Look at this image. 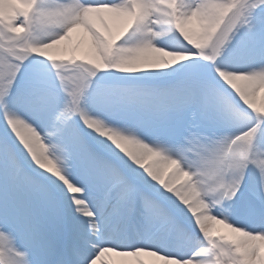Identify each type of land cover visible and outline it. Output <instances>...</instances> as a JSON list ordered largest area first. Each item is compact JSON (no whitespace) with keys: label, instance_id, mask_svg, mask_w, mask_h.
<instances>
[{"label":"snow or ice","instance_id":"6c2138e0","mask_svg":"<svg viewBox=\"0 0 264 264\" xmlns=\"http://www.w3.org/2000/svg\"><path fill=\"white\" fill-rule=\"evenodd\" d=\"M261 90L264 0H0V264H264Z\"/></svg>","mask_w":264,"mask_h":264},{"label":"bare ground","instance_id":"6f19581e","mask_svg":"<svg viewBox=\"0 0 264 264\" xmlns=\"http://www.w3.org/2000/svg\"><path fill=\"white\" fill-rule=\"evenodd\" d=\"M173 42H174V37L172 34H169L168 36L161 38V43L172 44ZM261 102H264V90H261L257 96L258 105ZM236 127L237 124L233 125L231 128L224 129L222 132L218 134L226 135L229 132L235 131ZM254 180H255L254 174L250 173L248 177V183L251 184L254 182ZM227 218L229 219L230 222L241 227L247 226L249 228H253L257 225L262 227L264 224V218L261 217L259 212L248 207H242L241 210L228 215ZM216 228L217 230L230 231L229 229L225 228L223 225H216ZM165 250H167V248H165ZM142 256L144 259L148 260L150 264H162V262L157 257L149 256L147 254H142ZM125 259L126 258L118 256L116 253H109L106 255V257L101 262V264H113V262H115V264H121V262Z\"/></svg>","mask_w":264,"mask_h":264},{"label":"clouds","instance_id":"9594fccd","mask_svg":"<svg viewBox=\"0 0 264 264\" xmlns=\"http://www.w3.org/2000/svg\"><path fill=\"white\" fill-rule=\"evenodd\" d=\"M208 219L209 220H216V221H219L221 220V216H216V215H212L211 212L209 211V214H208ZM223 223H224V226L226 228H233V224L229 221V219H224L223 220Z\"/></svg>","mask_w":264,"mask_h":264},{"label":"rangeland","instance_id":"374dc122","mask_svg":"<svg viewBox=\"0 0 264 264\" xmlns=\"http://www.w3.org/2000/svg\"><path fill=\"white\" fill-rule=\"evenodd\" d=\"M225 133V132H224ZM225 135V134H224ZM252 223H253V221H252ZM259 226L257 225V226H255V227H253V228H258Z\"/></svg>","mask_w":264,"mask_h":264}]
</instances>
